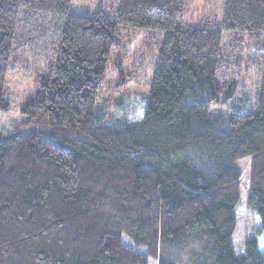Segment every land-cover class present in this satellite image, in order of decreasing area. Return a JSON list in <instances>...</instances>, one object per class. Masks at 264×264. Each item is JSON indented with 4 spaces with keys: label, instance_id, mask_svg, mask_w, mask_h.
I'll list each match as a JSON object with an SVG mask.
<instances>
[{
    "label": "trees",
    "instance_id": "1",
    "mask_svg": "<svg viewBox=\"0 0 264 264\" xmlns=\"http://www.w3.org/2000/svg\"><path fill=\"white\" fill-rule=\"evenodd\" d=\"M195 1L120 0L109 18L0 0V114L11 72L45 60L20 112L47 128L1 135L0 264H264V0H224L219 29L176 28ZM118 26L162 40L141 120L109 128L94 112ZM225 34L262 40L244 67L261 81L254 112L210 118L240 72ZM241 193L260 239L237 254Z\"/></svg>",
    "mask_w": 264,
    "mask_h": 264
},
{
    "label": "rangeland",
    "instance_id": "2",
    "mask_svg": "<svg viewBox=\"0 0 264 264\" xmlns=\"http://www.w3.org/2000/svg\"><path fill=\"white\" fill-rule=\"evenodd\" d=\"M120 0H71L70 14L81 17H93L97 6H102L103 12L112 18ZM224 0H196L192 7L183 12L176 22L178 29H219L221 21V8ZM162 33L132 29L129 27H117L114 35V47L110 53V59L106 68L101 93L98 95L94 116L96 123L103 127L115 128L125 123L139 122L143 116L146 96L149 84L152 80L153 68L156 63L157 53L161 46ZM231 42L236 46V64L240 72L235 73L233 85L222 87L218 94V105L210 107L209 117H225L239 111H255L257 93L259 91L261 77L255 73L246 76L244 71L245 54H253L260 48L262 40L250 41L243 34H225L223 42ZM23 65H27L29 71L23 68L12 73L9 77L5 95L8 98L9 110L0 114V138L12 133L17 127L47 132L42 124L37 121L28 123L27 117L20 110L23 105L33 98L40 75L46 66V61L33 62L26 56ZM225 79H228L225 76ZM122 81V82H121ZM258 81V82H257ZM246 183L247 161L238 163ZM244 199V200H243ZM245 197L241 193L240 205L237 207V227L232 238L233 249L239 254L243 250L244 241L260 237L255 234L258 228L259 218L243 205ZM124 243L127 241L124 239ZM132 248V245H129ZM144 252L142 248L135 249Z\"/></svg>",
    "mask_w": 264,
    "mask_h": 264
}]
</instances>
